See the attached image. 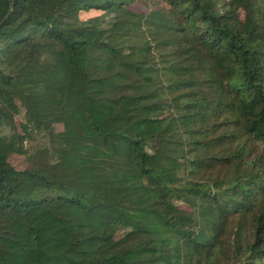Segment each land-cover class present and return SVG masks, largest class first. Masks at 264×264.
Returning a JSON list of instances; mask_svg holds the SVG:
<instances>
[{
  "label": "trees",
  "instance_id": "obj_1",
  "mask_svg": "<svg viewBox=\"0 0 264 264\" xmlns=\"http://www.w3.org/2000/svg\"><path fill=\"white\" fill-rule=\"evenodd\" d=\"M0 264H264V0H0Z\"/></svg>",
  "mask_w": 264,
  "mask_h": 264
},
{
  "label": "rangeland",
  "instance_id": "obj_2",
  "mask_svg": "<svg viewBox=\"0 0 264 264\" xmlns=\"http://www.w3.org/2000/svg\"><path fill=\"white\" fill-rule=\"evenodd\" d=\"M135 7L138 8V6H136V5H135ZM99 13H101V11L92 9V10L87 11L85 13H81L80 14V17L81 18H87V17H91V16H94V15H97ZM56 128L59 129L60 126L57 125ZM4 131H6V130H4ZM9 160H10L11 163H13L14 165H16L18 167L24 166V163H25L24 160H23V156L17 155V154H12L9 157Z\"/></svg>",
  "mask_w": 264,
  "mask_h": 264
}]
</instances>
